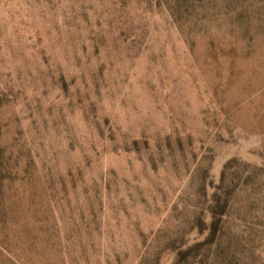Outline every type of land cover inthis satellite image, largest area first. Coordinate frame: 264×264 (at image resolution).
<instances>
[{
	"label": "rangeland",
	"instance_id": "rangeland-1",
	"mask_svg": "<svg viewBox=\"0 0 264 264\" xmlns=\"http://www.w3.org/2000/svg\"><path fill=\"white\" fill-rule=\"evenodd\" d=\"M0 264H264V0H0Z\"/></svg>",
	"mask_w": 264,
	"mask_h": 264
},
{
	"label": "trees",
	"instance_id": "trees-1",
	"mask_svg": "<svg viewBox=\"0 0 264 264\" xmlns=\"http://www.w3.org/2000/svg\"><path fill=\"white\" fill-rule=\"evenodd\" d=\"M215 233H216V223L214 222V223L212 224V226H211L209 236L212 237V236L215 235ZM187 253H189V250H187V251H181V252L179 253V255L184 256V255H187Z\"/></svg>",
	"mask_w": 264,
	"mask_h": 264
}]
</instances>
